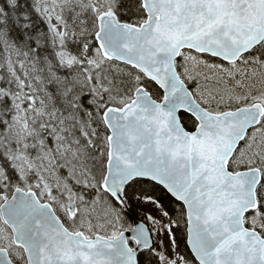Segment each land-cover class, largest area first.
I'll use <instances>...</instances> for the list:
<instances>
[{
    "label": "snow or ice",
    "instance_id": "snow-or-ice-1",
    "mask_svg": "<svg viewBox=\"0 0 264 264\" xmlns=\"http://www.w3.org/2000/svg\"><path fill=\"white\" fill-rule=\"evenodd\" d=\"M0 264H264V0H0Z\"/></svg>",
    "mask_w": 264,
    "mask_h": 264
}]
</instances>
